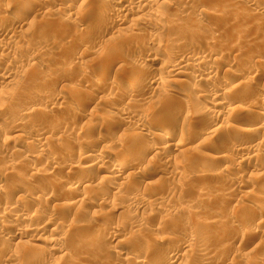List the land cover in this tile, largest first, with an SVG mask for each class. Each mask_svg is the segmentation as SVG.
Wrapping results in <instances>:
<instances>
[{"label": "rangeland", "instance_id": "rangeland-1", "mask_svg": "<svg viewBox=\"0 0 264 264\" xmlns=\"http://www.w3.org/2000/svg\"><path fill=\"white\" fill-rule=\"evenodd\" d=\"M22 1L0 0V10L6 12L23 4ZM35 2L29 10H25L27 16L18 17L16 22L14 19L11 23L19 35L14 40L15 46L4 51V54L0 53V83L2 81L5 84L1 89L0 107L7 98H11L8 99L10 104L2 112L4 126L0 127V216L6 222L2 228L0 226V264H127L120 255L110 250H102L97 245H93L97 249L88 247L91 245L86 242L87 236L90 237L91 232H97V228L105 225L120 235L118 240L126 244L123 252L127 254H136L140 244L145 242L151 245L158 243L161 247L170 242L176 249V257L180 256L178 260L185 258L188 264H223L224 261V264H264V223L263 226L261 224L264 220V113L256 107L255 98V94L264 90V77L260 75L259 79L256 78L258 75L253 76L257 68L264 69V0H254L256 7L249 6V0H181L164 5L167 9L160 3L159 8L158 5L151 7L150 11L158 9L173 23L163 31L158 30L155 36V41L156 38L162 41L165 53L152 49L145 32L147 27L154 25V21L146 17L144 12H127L121 18L120 26L113 20L111 22L105 14L109 7H105L103 0ZM103 4L106 9L101 6ZM183 6L184 9L190 8L180 12ZM90 26L93 31L89 29ZM81 28L88 31L80 37L77 35ZM180 28L185 31L182 33ZM94 29L98 32H94ZM172 49L175 50L174 55ZM185 52L193 57L188 61L183 77H172L164 68L156 72L150 64L156 61L162 64L171 53L176 59H182V53ZM205 54L209 55L210 66L216 71L211 79L215 97L227 90L230 93L235 91L229 96L234 105L230 106L231 111L221 123L208 120L204 110L203 113L201 108L205 99L196 94L197 90H205V86L196 83L191 77V67L200 62L197 57ZM215 58L219 61L213 62ZM230 67L239 71L236 72L238 77L232 78L227 71ZM2 72L13 75L3 80ZM131 76H137L134 80L140 77V80L145 81L142 89L138 90L140 95L136 96L137 100L132 102L125 97L130 89H137ZM162 77H166V80H160ZM225 78L231 79L229 85H223L220 81ZM98 81L105 86L100 83L103 89L92 92L93 83L98 84ZM247 83H251L253 88L250 85L249 90L239 93L241 91L238 88ZM74 86L77 92L79 88L81 92L82 88L83 91L87 90L90 94L87 97L97 96L96 99H100L104 96L102 99L106 102H98L100 104L94 110L96 112L92 110V105L85 109L84 101L81 103L82 98L77 95L80 91L75 93L77 96L68 93ZM106 95L111 101H107ZM233 95L238 96L235 98ZM183 96L186 98L183 99ZM27 106L33 110L49 108V114L47 111L45 116L35 111L25 114ZM128 107L133 109L130 108L132 112H129L141 118V121L150 117L145 131L136 134L138 139L133 144L125 141L131 139L137 133L136 130L125 122L123 125L118 118V110L125 108L128 111ZM159 111L161 113L157 115ZM91 113L98 118H95L96 123L94 121L97 124L94 135L106 141L109 157L126 167L125 175L127 179L129 176L130 186L122 189V194L118 193L119 197L110 187L102 186V189L96 190L99 194L95 197L96 191L89 196L90 193H84L81 186L85 179H95L96 172L94 174L90 170L87 175L78 178L70 176L77 182L74 195L67 197L72 199L71 206L64 201L67 191L61 185V181L69 177L64 167H73L75 170L78 164L85 166L83 160H77L76 154L82 149L75 144L73 137L89 128ZM201 115H204L203 118ZM194 116L200 119L197 118V121ZM14 119L20 123L21 132L18 134L11 130V121ZM255 123L263 129L257 131L259 129L250 127V124ZM203 125L207 126L201 127ZM189 128L198 133H188ZM67 130L71 133L68 137ZM163 132L182 134L175 138V142L178 141L182 147L175 151L169 149L168 152V147L161 146L165 154L147 151L148 146L145 145L155 147L159 144L157 137ZM199 134L206 137L202 140L198 138ZM38 142L44 144L42 149L50 156V160L59 165L54 166L53 162L46 161L44 155L37 157L40 150ZM237 143H249L250 146L247 145L252 150L245 160L241 158L242 164L232 166L225 163L223 156L237 154L232 148ZM261 144L263 147L259 148ZM62 145L69 148L68 153L62 151ZM22 147L25 149L22 150ZM100 148H95L91 154L106 150ZM120 151L128 154L125 159L117 158ZM257 152L260 154L256 156ZM85 156L88 159L87 154ZM10 164L17 166L8 175L6 169ZM33 170L43 174L33 177ZM179 173L182 176H178ZM197 173L202 176L198 177ZM97 182L91 181L92 185ZM133 186L140 190L135 200L130 197L131 192H134L130 190ZM31 195L37 199L25 203L19 199V196ZM160 196L163 200L156 207L139 206V200L152 201ZM62 203L71 207L62 206ZM127 203L129 205L125 209ZM6 206L12 207L16 213L24 214L31 221L27 224L29 229L24 237L11 238L7 232L18 223L13 222L10 213L4 210ZM77 207L79 210H75ZM140 223L145 225L142 229ZM201 237H205V241ZM159 240H162L161 243ZM7 241L10 245L6 247V252L4 244ZM213 241L220 243L215 244ZM218 244L226 254L200 262L194 250L200 249L198 254L204 257ZM186 250H190L191 259L184 253ZM169 261H165V264H169Z\"/></svg>", "mask_w": 264, "mask_h": 264}, {"label": "bare ground", "instance_id": "bare-ground-1", "mask_svg": "<svg viewBox=\"0 0 264 264\" xmlns=\"http://www.w3.org/2000/svg\"><path fill=\"white\" fill-rule=\"evenodd\" d=\"M25 1V0H24ZM24 1H22V3L23 4H20L19 6H15V7H13V8H11L10 10H6V12H4L3 11V13H2V11L0 12V53H2V54H4L3 52L5 51L6 52V50H8L10 47H12L13 48V46H15V45H13V44H15L14 42V40L19 36V35H17L18 34V32L16 31V28L14 27H12V25H11V23H12V21L15 19V22H16V18H18V17H21V16H23V15H26L25 14V10L27 11V9L29 10V7L31 8L32 6H33V4L35 5V1H33L32 0V2H24ZM100 1H102V0H100ZM104 2H105V4H106V6L105 7H109V9L107 10V11H105V7H103L104 6V4L103 5H101L103 8H105L104 9V11H105V14L107 15V17L109 18H112V19H110L109 18V20L112 22V20H113V22H115V23H117V25H122L121 23H120V21H121V18L123 17V16H125L126 15V13L127 12H129V11H131V10H133V12H144L145 14H146V17H148L149 19H151V20H153L154 21V25H152V26H150V27H147L146 28V32L145 33H147L148 34V37H149V41H150V43H151V45L153 46V48L152 49H154V50H158V51H163L164 53H165V49L166 48H164V45H162L161 44V40H157V38H156V41H155V36H157L156 34H158L157 33V31L158 30H161V31H163L162 29H167L168 27H171L172 25H171V23H172V21H170L169 22V20H167L166 18H165V15L163 14V13H161V12H159V10L157 11V10H149L151 7H155L156 5H158L157 6V8H159L160 6H164V5H168V4H173V3H179V2H181V0H103ZM183 1V0H182ZM254 1V0H253ZM253 1H251V0H249V6H251V7H256V5L253 3ZM21 2V1H20ZM34 2V3H33ZM159 3L161 4L160 6H159ZM16 4H18V3H15V5ZM184 5V4H183ZM189 5V4H188ZM192 5H193V3H192ZM98 7V6H97ZM178 7V6H177ZM186 7V6H185ZM196 7V6H195ZM260 7V6H259ZM163 8H165V9H167V7H163ZM190 8V7H189ZM189 8H186V9H184V6H183V8H179L180 10V12H183V11H186L187 9H189ZM258 8V7H257ZM102 9V8H101ZM161 9V8H160ZM177 9V8H176ZM191 10H192V8H191ZM178 10L176 11V12H179ZM189 11V10H188ZM167 12V11H166ZM179 12V13H180ZM27 13V12H26ZM103 13V12H102ZM185 13H187V12H185ZM182 14H184V13H182ZM182 14H180V15H182ZM29 15V14H28ZM105 15V16H106ZM176 15V14H175ZM27 16V15H26ZM65 17V16H64ZM102 17H103V15H102ZM107 17H105V18H107ZM69 18V17H68ZM71 18V17H70ZM101 18V17H100ZM108 18L107 19H105V20H107L108 21ZM173 18H175V17H173ZM20 19V18H19ZM18 19V20H19ZM103 19V18H102ZM67 20V19H66ZM69 21V20H68ZM68 21H67V23H68ZM102 21V20H101ZM106 21V22H107ZM177 21V20H176ZM71 22V21H70ZM102 22H105V21H102ZM102 24V23H101ZM104 24V23H103ZM110 24V23H109ZM114 24V23H113ZM173 24V23H172ZM176 24V23H175ZM86 26H88L89 27V25H86ZM116 26V25H115ZM176 26V25H175ZM180 26V25H179ZM182 26H184L183 24H182ZM87 27V28H88ZM114 26H112V28H113ZM117 27V26H116ZM115 28V27H114ZM82 30H80V31H78V35L77 36H83V34H86V30L87 29H85V28H81ZM91 31H93V27H91L90 26V28H89ZM181 29V32L182 31H185V30H183L182 28H180ZM169 30H171V29H169ZM19 31V30H18ZM88 31V30H87ZM90 31V32H91ZM115 31V30H114ZM180 30L178 29V31L177 32H179ZM94 32H98V30L97 31H95V29H94ZM171 32V31H170ZM100 33V32H99ZM175 34H176V31L174 32ZM173 33V34H174ZM183 33V32H182ZM94 34V33H93ZM179 34V33H178ZM185 34V33H184ZM184 34H182V36L184 35ZM187 34V33H186ZM188 34H190L189 32H188ZM180 36V35H179ZM178 36V37H179ZM186 36V35H185ZM184 37V36H183ZM96 39V38H95ZM159 39V38H158ZM175 39H178V38H175ZM181 39V38H180ZM188 39V38H187ZM171 40H172V38H171ZM157 41H160V43L159 42H157ZM174 41H176V40H174ZM178 41V40H177ZM192 41H194L193 39H192ZM19 42V41H18ZM81 42V41H80ZM104 42V41H103ZM166 42H169V40L168 41H166ZM82 43V42H81ZM100 43V42H99ZM170 43H171V41H170ZM177 43V42H176ZM181 43V42H180ZM179 43V44H180ZM80 44V43H79ZM97 44V43H96ZM91 46V45H90ZM171 47V46H170ZM23 48V47H22ZM21 48V49H22ZM176 49V48H175ZM177 50V49H176ZM172 51H174V53H173V55L175 54V50L174 49H172ZM178 51V50H177ZM1 54V55H2ZM6 54H8V53H6ZM9 55V54H8ZM172 55V53H171V55L169 54V56H167V58H165V60H163L164 62L162 63V64H159L157 61L156 62H150V64L153 66V68L155 69L154 71H160L161 69H167L168 70V72H169V74L170 75H172V77H183V74H184V71L187 69L186 67L189 65V63H188V61L193 57V55L192 54H190V53H188V52H185V53H182V59H176L175 58V56H173ZM3 56V55H2ZM6 56V55H5ZM169 57V58H168ZM4 58V57H3ZM11 58V57H10ZM7 59V58H6ZM197 59L200 61L198 64H196V65H194V67H191V73H192V75H191V77H192V79L196 82V83H200V84H202V85H204L205 86V90H200V92L197 90V94H196V96L197 97H199V98H201V99H205V101H203V104H202V111L204 110L205 111V116L206 117H208V120L210 119L212 122H215V123H217V122H219L220 121V123H221V121H223L225 118H226V116L228 115V113L231 111V109H230V106L231 105H234V102H233V100L231 99H229V96H232L231 94L232 93H235V91L234 92H232L231 91V93H230V91L228 92V90H227V92H223L220 96H218V97H215V94H213L212 93V91H213V89H211V79L214 77V75H215V72L216 71H214V69H213V67H211L210 66V63H209V61H210V57H209V55H207V54H205V55H202V56H200V57H197ZM152 61H155V60H152ZM216 62V61H219V59L218 58H215L214 60H213V62ZM251 62V61H250ZM250 62H249V64H250ZM252 66V65H251ZM245 67H247V66H245ZM248 67H250L249 65H248ZM257 67V66H256ZM256 67H253V68H255L256 69ZM264 68V67H263ZM228 73H230L231 75H232V78H235V77H233V76H236L237 74H236V72H239V71H235V69H233V68H229L228 70ZM84 72H86V71H84ZM83 72V73H84ZM3 73V72H2ZM4 75L2 76V79L3 80H8L9 79V77L11 76V75H13V74H9L8 72L7 73H3ZM86 74V73H85ZM252 74V73H251ZM254 75V77L255 76H257L258 75V77H256V78H259L260 79V75H262L263 77H264V69H258L257 68V71L256 72H254L253 73ZM137 76H131L130 77V79H132L136 84H137V89L136 90H132V89H130V90H132V91H130L129 90V92L125 95V97L127 98V101L129 100L130 102H132L131 100H133L134 101V99L136 98V96H138V95H140L139 94V89H142V87H143V84H145V81L144 80H140L141 78L139 77L138 79H136V80H134L135 78H136ZM237 77H238V75H237ZM263 77L261 78V79H263ZM1 78V77H0ZM145 78V77H144ZM252 79H253V77H252ZM128 80V79H127ZM146 80V79H145ZM160 80H166V77H162V79H160ZM231 79H229V78H225V79H221L220 81L222 82V84L223 85H229L230 84V81ZM258 80V79H257ZM130 81V80H129ZM132 81V82H133ZM250 81V80H249ZM253 81V80H252ZM260 81V80H259ZM132 82H130V83H132ZM256 82V81H255ZM95 83V82H94ZM94 83H93V91L92 92H95L96 93V91L98 92L100 89H103L102 87L103 86H105V84H103L101 81H100V83H102L103 84V86H101V84L99 83V81H98V84L97 83H95V85H94ZM253 83V82H252ZM259 83V82H258ZM255 84V83H254ZM3 85H5V84H3L2 83V81H1V83H0V94H2V92H1V89H2V87H3ZM131 85V84H130ZM135 85V84H134ZM250 85H251V87L253 88V86H252V84L251 83H247L245 86H242V87H240V88H238V90L239 91H241V92H239V93H242V90H249V88H251L250 87ZM134 87V86H133ZM73 87H71L69 90L70 91H68V93H69V95L70 96H73V95H76L75 93H78L79 91V94H77L78 95V97L80 98V96H81V103H82V101H84L83 102V105L85 106V109H86V107H89L90 105H92V110L94 111V110H96V107H98L99 105L98 104H100V103H98V102H102L103 103V99H102V97H104V96H102V97H100V99L98 98V99H96V97L97 96H94L93 98L91 97V96H89V97H87V95H90V94H88V92H87V90H84L85 91V93H86V95H85V93H83V94H81L82 92H84L83 91V88H82V92H81V88H79L78 90V92H77V88L75 89V86H74V90L72 91L71 89H72ZM92 88V87H91ZM135 88V87H134ZM237 91V90H236ZM251 91V90H250ZM252 91H253V89H252ZM252 91H251V93H252ZM262 91V90H261ZM259 92V93H257V95L255 94V98H256V100H257V106L256 107H258V110H260L261 112H263L264 113V90H263V92ZM100 92V91H99ZM141 92V91H140ZM238 92V91H237ZM245 92V91H244ZM247 92V91H246ZM94 93V94H95ZM143 93V92H142ZM248 93V92H247ZM36 94V93H35ZM111 94V93H110ZM108 95L109 97H111V95ZM76 95V96H77ZM243 95V94H242ZM245 95V94H244ZM249 95V94H248ZM233 96H236V95H233ZM238 96V95H237ZM237 96L235 97V98H237ZM241 96V95H240ZM239 96V97H240ZM3 97H5V95L3 96ZM9 97V96H8ZM11 97V96H10ZM51 97V96H50ZM105 97H107V95L105 96ZM109 97H107L108 98V100L107 101H111V100H109ZM190 97V96H189ZM7 98V97H6ZM106 98V99H107ZM186 97L185 96H183V99H185ZM255 98H254V100H255ZM9 98H7L6 100H5V102H3V103H5V104H3L1 107H0V127H3L4 126V120H3V116H2V112L3 111H5L6 110V106H8L10 103H9V100H11V98L8 100ZM70 99H72V97H70ZM110 99H112V98H110ZM234 99V98H233ZM240 99V98H239ZM137 99H135V101H136ZM241 100V99H240ZM253 100V99H252ZM1 101V100H0ZM80 101V100H79ZM65 102V101H64ZM69 102H71V101H69ZM68 102V103H69ZM104 102H106V100L104 101ZM236 102H237V99H236ZM139 103V102H138ZM66 104V102L64 103V105ZM80 104V103H79ZM133 104H135V103H133ZM67 105H69V104H67ZM71 105V104H70ZM81 105V104H80ZM84 106H82V107H84ZM127 106V105H126ZM46 107V106H45ZM62 107V106H61ZM81 107V108H82ZM48 108V107H47ZM80 108V107H79ZM126 108V107H125ZM125 108H123V109H119L118 110V115H120V117H118V118H120V122L121 123H123V122H125V123H127V124H130L131 126H133V129L134 130H136V132L137 133H135V135H132L130 138L131 139H129L128 137V140H126L125 142H127V143H132V142H134V141H137V139H138V136L136 135V134H138V132H143V131H145V128H146V123H148L149 122V118L147 117V118H145V119H143L142 121H141V118L139 119V117H135V115H133V114H131L129 111H133V109L131 108V110H130V108H129V110L127 111V109H125ZM49 109V108H48ZM46 110L45 108H38L37 110H33L32 108H29L28 106L27 107H25V109H24V112H25V114H28V113H30L31 111H35V112H37V113H39V114H44V116H45V112L47 111V113L49 112V110ZM84 109V110H85ZM81 110V109H80ZM82 110H83V108H82ZM131 111V112H132ZM138 111V110H137ZM200 111V110H199ZM204 111H203V113H204ZM90 112H92V111H90ZM94 112H96V111H94ZM165 112V111H164ZM201 112V111H200ZM160 113H161V111H159V113L157 112V115L159 114L160 115ZM202 113V114H203ZM49 114V113H48ZM47 114V115H48ZM92 114V115H91ZM91 114H89L90 116H89V119L90 120H88V121H90L91 122V124H89L90 126H89V128L88 129H86V130H81V132H79V133H76L75 135H74V142H75V144H77V145H80V148L82 149V151L81 152H77V154H76V157L78 158L77 160L78 161H80V160H83V162L85 163V166H80L79 164L75 167L76 169L74 170V168L73 167H67V166H65L64 167V170L66 171L65 173L69 176V177H65V179H63L62 181H61V185L65 188V190L67 191L66 193L67 194H65L64 195V197L66 198V199H64V201H66V203L68 204V205H71V204H73V203H71V200L72 199H67V197L69 196V195H71V196H73L74 195V190H75V188L77 187L76 186V184H77V182L76 181H74V179H73V177L74 176H76L75 178H78V177H83V176H85V175H87L86 173H88V171L90 172V170H93L94 171V174H95V172H96V174H95V179L93 178L91 181L92 182H94V181H98L95 185L93 184L92 185V183H91V181H86V179L84 180L85 182H82V184H83V186H81V187H83L84 189H83V191H84V193H90L89 194V196L91 195V193L92 192H94V191H96L98 188H100V189H102L103 187H105V186H107V187H110L111 188V190H114V192L116 191V195L118 196L120 193L122 194V192H120V191H122V189H126V188H128V186H130L129 185V181H128V179H129V176H128V179H127V175H125L126 174V167L123 165H121V162H118L117 160H115L114 158H111V157H109V154H107L108 152H107V146H105L106 145V141H103V138H99V137H96L94 134V132H95V126L97 125V124H94V121H95V118L97 117V115L96 114H94V113H91ZM200 114V113H199ZM46 115V116H47ZM117 115V116H118ZM96 116V117H95ZM198 116V115H197ZM197 116H194V117H196L195 119H197L198 117ZM203 116L204 115H201V118H203ZM13 119V118H12ZM193 120H194V118H192ZM198 119H200V118H198ZM198 119H197V121H198ZM96 120H98V118H96ZM54 121H56V123H58L57 121L58 120H55L54 119ZM118 121V120H117ZM196 121V120H195ZM12 122V125H10L11 126V130L12 131H14V133H16V134H18V133H20L21 132V128H20V123H19V121L17 120L16 121V119H14L13 121H11ZM53 122V121H52ZM99 121H97V123H98ZM6 123H7V121H6ZM95 123H96V121H95ZM120 123V124H121ZM125 123H123V125H125ZM104 124V123H103ZM119 124V123H118ZM194 124H195V122H194ZM194 124H192L193 126L192 127H194L195 125ZM212 124V123H211ZM59 125V124H58ZM99 125V124H98ZM122 125V126H123ZM261 125V124H260ZM103 126V125H102ZM207 126V125H206ZM205 125H203V126H201V127H206ZM257 126V127H256ZM63 127V126H62ZM61 127V128H62ZM68 127V126H67ZM97 127V126H96ZM250 127H252L253 129L255 128H257V129H259V130H257V131H261L262 129H263V127L262 126H258L257 125V123H255V124H250ZM64 128V127H63ZM66 128V127H65ZM195 128V127H194ZM199 129V128H198ZM202 129V128H201ZM204 129V128H203ZM202 129V130H203ZM213 131V130H212ZM252 130H249V132H251ZM255 131V130H254ZM254 131H253V133H254ZM67 132H68V135H67V137L69 136V134H71L68 130H67ZM181 132V131H180ZM201 132V131H200ZM199 132V133H200ZM218 132V131H217ZM139 133V134H140ZM164 133V132H163ZM177 133V132H176ZM182 133V132H181ZM188 133H190V134H197L198 132H195V130L193 129V128H189V132ZM201 133H203V131L201 132ZM259 133V132H258ZM182 134H184V133H182ZM182 134L180 135V134H161L160 136H158L157 138H158V142H159V144H157L155 147H153L152 145H149V144H146L145 146H148V148H147V151L149 150H151L152 151V153H155V154H165L163 151H165V149L163 150V148H161V146H166V148L168 149V152H169V149H170V151L171 150H179V148H181L182 147V144H180L177 140V142H175V138L177 139V138H179V137H181L182 136ZM187 134V133H186ZM189 134V135H190ZM192 134V135H193ZM204 134H205V132H204ZM38 135H39V133H38ZM26 136V135H25ZM63 136H65V134L63 135ZM186 136V135H185ZM66 137V136H65ZM71 137H72V135H71ZM203 137H204V135L202 136V134H199L198 135V138H200V139H202L203 140ZM206 137V136H205ZM204 137V138H205ZM39 138V137H38ZM186 138V137H185ZM46 140H48V138L46 139ZM46 140H44V141H46ZM50 140V139H49ZM201 140V141H202ZM40 141H41V138H40ZM39 141V142H40ZM184 141H185V139H184ZM38 142V143H39ZM47 142V141H46ZM110 142V141H109ZM192 142V141H191ZM31 143V142H30ZM43 143V142H42ZM126 143V144H127ZM135 143V142H134ZM143 143V142H142ZM263 143V142H262ZM33 144V143H32ZM40 144V150H39V152L37 153V157H40L41 158V156H45L44 157V159L47 161L48 160V162H53V164H54V166L55 165H59L58 163H56L55 161H52V160H50V156H48L47 154H45L44 153V150L42 149V147H44V144H41V143H39ZM125 144V143H124ZM133 144V143H132ZM248 145H249V143H247ZM246 143H237V144H234L233 146H232V148L234 149V150H236L238 153L237 154H233V155H230V156H223V160L225 161V163L227 162V163H229V164H231L232 166H235L236 165V163H237V165L236 166H238L240 163L242 164L243 162H241L242 160H241V158L243 159V160H245L246 158H247V156L246 155H248L249 154V152H251V148L247 145ZM27 145V144H26ZM121 145V144H120ZM120 145H119V147H120ZM137 145V144H136ZM252 145V144H251ZM264 145V144H263ZM28 146V145H27ZM30 146V145H29ZM101 147L102 149H106L105 151H103L101 148V150L103 151V152H99L98 154H94V155H92L91 153L93 152V150L95 149V148H97V147ZM109 146V145H108ZM262 146V144L259 146V148H262L261 147ZM62 147V151L66 154V151H67V153H68V147L66 146V145H62L61 146ZM122 147V146H121ZM128 147V146H127ZM144 147V146H143ZM258 147V146H257ZM10 148V147H9ZM134 148V147H133ZM165 148V147H164ZM258 148V149H259ZM22 150H24L25 149V147L23 148H21ZM110 149V148H109ZM144 149H146V148H144ZM251 149V150H250ZM16 150V149H15ZM14 150V151H15ZM61 150V149H60ZM71 150V149H70ZM119 150V149H118ZM260 150V149H259ZM109 151V150H108ZM173 151V152H174ZM258 151V150H257ZM261 151H262V149H261ZM19 152V151H18ZM21 152V151H20ZM63 152H61V154L63 153ZM15 153H16V151H15ZM21 153H24V151L23 152H21ZM58 153V152H57ZM63 153V154H64ZM129 153V152H128ZM151 153V152H150ZM236 153V152H235ZM59 154H60V152H59ZM87 154V156H88V159H86L85 157V155ZM166 154H168V153H166ZM258 154H260V153H258L257 152V154H256V156L258 155ZM127 153H125V152H123V151H120L119 153H118V157L117 158H119V159H125L126 157H127ZM169 155V154H168ZM254 155V154H253ZM34 156V155H33ZM60 156V155H59ZM207 156V155H206ZM246 156V157H245ZM36 157V159H38ZM61 157V156H60ZM62 157H63V155H62ZM116 157V156H115ZM170 157V156H169ZM219 157H221V156H219ZM218 157V158H219ZM245 157V158H244ZM90 158V159H89ZM207 158H209V156H207ZM210 158H211V155H210ZM222 158V157H221ZM262 158V157H261ZM35 159V158H34ZM171 159V158H170ZM238 159H240L239 161H238ZM249 159V158H248ZM247 159V160H248ZM251 159V158H250ZM47 162V163H48ZM77 162V161H76ZM249 162V161H248ZM248 162H246V163H248ZM63 163V162H62ZM79 163V162H78ZM87 163H89L88 165H87ZM123 163V162H122ZM66 164V163H65ZM64 164V165H65ZM235 164V165H234ZM11 165V164H10ZM126 165V164H125ZM17 165H11V166H8L7 167V174L8 175H11L12 173H13V170L15 169V167H16ZM172 171V170H171ZM140 172V171H139ZM128 173V172H127ZM143 173V172H142ZM43 173L41 172V171H39V170H33V172L31 173V175L33 176V177H40L41 175H42ZM198 174V173H197ZM90 175V174H89ZM88 175V176H89ZM70 176H73V177H70ZM98 176V177H97ZM142 176V175H141ZM178 176H182V174H178ZM202 176V174L200 173V174H198V177H201ZM204 176V175H203ZM131 179V178H130ZM77 180V179H76ZM79 180V179H78ZM77 180V181H78ZM74 181V182H73ZM80 181V180H79ZM51 183H53V182H51ZM50 183V184H51ZM91 183V184H90ZM79 184H81V181H80V183ZM135 184V183H134ZM60 185V186H61ZM132 185V184H131ZM54 186V185H53ZM52 185H51V187H53ZM57 186V185H56ZM103 186V187H102ZM58 187V186H57ZM102 187V188H101ZM132 187V186H131ZM144 187V186H143ZM50 188V187H49ZM56 188V187H55ZM62 188V187H61ZM64 188H62L61 190H63ZM77 189V188H76ZM130 189V188H129ZM138 189V188H137ZM136 188H134V186H133V188L132 189H130L131 191H134L133 193L131 192V198L132 199H137V191H140L139 189L137 190ZM47 191H48V189H46ZM55 190H57V189H55ZM65 190H63V192L65 191ZM40 191V190H39ZM42 191V190H41ZM50 191H51V189H50ZM53 192H54V190H52ZM98 191V190H97ZM97 191L95 192V197H96V194H97ZM120 192V193H119ZM38 193V192H37ZM43 193H45V191L43 192ZM54 193H56V191L54 192ZM59 193V192H58ZM58 193H56V194H58ZM62 193V192H61ZM119 193V194H118ZM143 193V192H142ZM40 194H42V192L40 193ZM48 195H49V193H47ZM50 194H52V192H50ZM60 194V193H59ZM58 194V195H59ZM98 194H99V192H98ZM98 194H97V196H98ZM120 194V195H121ZM124 194V193H123ZM253 194V193H252ZM43 195H45V194H43ZM53 196V195H52ZM54 196H55V194H54ZM92 196V195H91ZM123 196V195H122ZM254 196V195H253ZM21 196H19V199H20V201L21 202H26V201H28L29 202V200L30 199H32V201H33V199H35V197H33L32 195L31 196H26V197H21ZM119 197V196H118ZM126 197H128V196H126ZM258 197V196H257ZM39 198V197H38ZM56 198H57V195H56ZM69 198H71V197H69ZM260 198V197H259ZM18 199V200H19ZM36 199H37V197H36ZM35 199V200H36ZM40 199V198H39ZM48 199V198H47ZM34 200V201H35ZM95 200V199H94ZM139 200V199H138ZM162 200H163V198H161V196L160 197H155L152 201H146V200H139L138 202H139V206L141 207H143V205L144 206H150V207H156V205H158L159 204V201H161L162 202ZM97 201V200H96ZM261 201V200H260ZM19 202V201H18ZM259 202V201H258ZM20 203V202H19ZM95 203V202H94ZM63 205L62 206H65V207H67V205H65L64 203H62ZM138 204V203H137ZM128 205H129V203H127V205H126V207H125V209L126 208H128ZM57 206V205H56ZM61 206V205H60ZM72 206V205H71ZM70 206V207H71ZM125 206V205H124ZM131 206H133V205H131ZM59 207V206H58ZM70 207H67V208H70ZM137 207V206H136ZM158 207V206H157ZM61 208V207H60ZM79 207H77L75 210H77ZM113 208V207H112ZM123 209H124V207H122ZM13 208L12 207H4V210H7V213H10V218H12V221L13 222H16V223H18L17 225H15L13 228H11V230H7V232L9 231V234H11V238H22V237H24L26 234H27V232H28V229H29V227H28V225L27 224H29V222H31L30 220H29V218L27 219V216H25L24 214H22V213H20V212H17L16 213V211H13L12 210ZM117 209V208H116ZM124 209V210H125ZM62 210H64V209H62ZM79 210V209H78ZM172 211V210H171ZM175 211V210H174ZM78 212V211H77ZM180 212V211H179ZM109 213H111V212H109ZM113 221V220H112ZM264 221V220H263ZM261 222V224L262 223H264V222ZM5 220L3 219V217H1L0 216V226H1V228H2V226H4L5 225ZM119 223V222H118ZM139 223V222H138ZM122 224V223H121ZM120 224V225H121ZM137 224V223H136ZM260 224V225H261ZM119 225V224H118ZM143 225L144 224H142V223H140V225H139V227H141L140 229H142L143 228ZM205 225V224H204ZM208 225V224H207ZM137 226H138V224L136 225V228H137ZM145 226V225H144ZM262 226H263V224H262ZM12 227V226H11ZM8 228H10V227H8ZM60 228V227H59ZM58 228V229H59ZM118 228V227H117ZM97 229H99V230H97V232H91V234H90V237L89 236H87L88 237V239L86 240V242H88L87 244L88 245H91V246H88L89 248H91L93 245H97V246H99L102 250H106V251H112V252H114V253H116V254H118V255H120L121 257H122V259L121 260H124L125 261V263H127V264H155V263H157V264H165V261H167V260H170L169 261V264H188V262L186 261V260H184L185 258H180L181 260H178V258L177 257H180V256H177L176 257V253H175V250H174V247H173V245H171L170 244V242L169 243H162L163 244V247H161L158 243H156V242H154V243H156V244H148V243H142V244H140V249L137 251V253L135 254H127L126 252L124 253L123 252V247L124 246H126V244H124V243H122V242H120V240H118V237L120 236V235H118L115 231H111V227L109 228L108 226H106L105 225V227H101V228H97ZM120 229V228H119ZM138 229V228H137ZM113 230V229H112ZM118 230V229H117ZM139 230V229H138ZM264 231V230H263ZM135 232V234H137V232L136 231H134ZM133 232V233H134ZM3 233V232H2ZM84 233V232H83ZM120 233V232H119ZM132 233V232H131ZM53 234V233H52ZM135 234H133L134 236H135ZM55 235V234H54ZM88 235V234H87ZM191 235V234H190ZM186 236H187V234H186ZM201 236V235H200ZM197 237V236H196ZM203 237V236H202ZM201 237V239H204V238H202ZM243 237V236H242ZM83 238H84V236H83ZM131 238V237H130ZM132 238H134V237H132ZM156 238V237H155ZM55 239V238H54ZM158 239H160V238H158ZM158 239H157V241H158ZM220 239V238H219ZM132 240V239H131ZM156 240V239H155ZM165 240V239H164ZM216 240V239H215ZM162 241V240H161ZM161 241L159 240V243H161ZM204 241H205V239H204ZM123 242H124V240H123ZM144 242V241H143ZM215 244H217V242L218 243H220V241H213ZM234 244V243H233ZM9 245H10V242H6V244H4V247H5V251H6V247H9ZM51 245V244H50ZM56 245V244H55ZM137 245V244H136ZM223 245V244H222ZM4 247H3V249H4ZM54 247V246H53ZM94 247L95 246H93L92 248L94 249ZM88 248V249H89ZM100 248H98V249H100ZM189 248V247H188ZM195 248V247H194ZM193 248V249H194ZM220 248V249H219ZM37 249V248H36ZM38 249L40 250L41 248H39L38 247ZM47 249V248H46ZM95 249H97L96 247H95ZM100 249V250H101ZM136 249V248H135ZM191 249V248H190ZM197 249V248H196ZM212 250L210 251V252H208L206 255L204 254V257L202 256H200L198 253L200 252V249H198V250H194V252L195 253H197L196 254V256H198V258H199V260H200V262H205V261H208V260H213V259H215V258H217L216 256H218L219 255V257L220 256H222L223 255V253H225L226 254V252H225V250H222V248H221V246L219 247V244L218 245H216V246H214L213 248H211ZM224 249V248H223ZM51 250H53V249H51ZM57 250V249H56ZM3 251V250H2ZM5 251H3V252H5ZM38 251V250H37ZM98 251V250H97ZM105 251V252H106ZM190 250H186L184 253L186 254V256H188V258H192V255L190 256L189 255V252ZM7 252V251H6ZM39 252V251H38ZM98 253V252H97ZM180 253V252H179ZM229 253V252H228ZM4 254V253H3ZM9 254V253H8ZM115 254V255H116ZM191 254V253H190ZM203 254V253H202ZM40 255V254H39ZM120 257V258H121ZM193 257H195V256H193ZM190 258V259H191ZM189 260V259H188ZM193 260V259H192ZM218 260V259H217ZM194 261H195V259H194ZM222 261V260H221ZM13 262V261H12ZM217 262V261H216ZM225 262V261H224ZM224 262H222L223 264H224ZM233 262V261H232ZM15 264V263H14ZM56 264V263H55ZM168 264V263H167Z\"/></svg>", "mask_w": 264, "mask_h": 264}]
</instances>
